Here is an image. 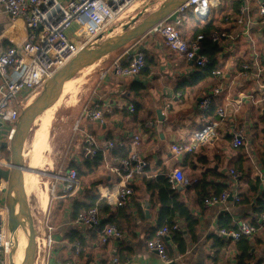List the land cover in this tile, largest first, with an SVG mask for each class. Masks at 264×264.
<instances>
[{
	"label": "crops",
	"instance_id": "1",
	"mask_svg": "<svg viewBox=\"0 0 264 264\" xmlns=\"http://www.w3.org/2000/svg\"><path fill=\"white\" fill-rule=\"evenodd\" d=\"M238 1L240 6L236 10ZM243 5L248 7V12L244 16V24L239 25V13ZM188 13L181 16V24L178 26L185 40H193L196 30L202 28L208 19L214 21L220 32L229 35V39L219 45L221 52L216 69L222 71L225 78L211 75L198 84L191 85L192 76L199 68L182 55L169 50L157 33L151 34L150 38L145 37V43H141L142 40L131 43L123 50L120 49L119 55L114 54L110 66L119 60L126 64L125 52L129 48L143 47L150 60L149 73H142L135 78L114 74L100 78L98 91L92 98L90 107L85 109L100 107L105 114L103 121H92L84 111L79 115L74 128L75 140L70 146L67 158L69 163L81 165L85 174L81 179L79 194L71 199H63L67 201L65 212L52 218L54 225L50 223V206L48 218L54 227L53 237L56 243L53 251L51 250L49 264H64L67 261L74 264H105L114 256H118L122 243L133 251L128 264H166L148 249L147 242L154 238L156 230L170 224V219L182 225L181 234L186 244L185 253L179 254L178 246L171 240L172 235L166 238V251L168 247L172 249L168 251L174 253L170 262L238 264L236 242H227L216 259L213 239L210 237L219 235L218 220L221 215H229L236 224L241 221L251 223L255 220L256 197L251 198L249 205H231L229 210L221 212L217 207L204 206L202 196L213 194L217 184L230 187L233 182L229 174L231 169L244 174L238 183L239 194L249 192L251 180L257 178L261 180L258 194L264 190V97L260 90V85L264 84V26L259 15L258 0H224L221 6L212 9L205 21H200L192 14L195 21L200 22L197 25L187 19ZM28 34L24 21L12 20L0 6V52L21 44ZM244 65L249 68L243 70ZM215 88H220L221 93L212 98L213 109H209L207 120H218L216 111L224 109L226 120L220 125L218 139L213 145L204 146L195 153L176 155L172 146L190 143L193 134L206 123L199 103L204 96L212 94ZM178 95H182L184 104L178 102ZM131 105L135 107L134 112L129 109ZM159 111L163 114V120L159 119ZM240 127L245 129V141L242 147L236 149L231 144L232 132ZM89 134L95 137L100 148L99 153L103 156V161L97 168L85 163L89 158L86 154L85 138ZM136 136L141 137L137 152L149 163L148 176L137 177L133 181L134 200L128 204L132 220L127 215H118L112 219L114 223L108 224L116 226L123 237L102 244L98 232L100 228L80 227L71 219V209L76 199L84 201L85 190L91 189L94 184V188L98 190L114 182L115 177L109 168L117 161L114 149L108 148L107 142L113 139L120 141L124 144L120 149L125 148L130 153ZM3 142L0 145H3ZM33 145L40 148L36 139ZM1 148L2 146L0 151ZM29 162L33 164L30 160ZM37 162L42 163V155ZM177 169L181 170L186 178V184L177 187V200L182 202L199 222L198 227L194 229V238L180 214H173L174 199L165 183L167 181L170 185L169 176ZM201 179L206 180L208 186L201 188L200 184L196 187L197 181ZM150 183L153 185L150 186ZM159 187L167 194L166 202L172 203L170 209L163 213L165 218L161 227ZM2 194L0 193V197ZM115 211H102L101 224L109 221ZM259 222L262 224L261 220ZM119 224H122L124 229L121 230ZM73 228L81 230L84 239V244L78 242L82 247L79 254L75 252L76 244L72 245L65 239L66 233ZM248 240L253 246L250 264H260L264 259V227Z\"/></svg>",
	"mask_w": 264,
	"mask_h": 264
},
{
	"label": "built area",
	"instance_id": "2",
	"mask_svg": "<svg viewBox=\"0 0 264 264\" xmlns=\"http://www.w3.org/2000/svg\"><path fill=\"white\" fill-rule=\"evenodd\" d=\"M141 0H0V6L14 21L23 20L29 32L27 38L6 51L0 52V129L4 128V142L10 143L15 132L16 125L22 113L29 104L40 95L47 84L69 64L80 52L93 48L95 42L104 38L106 32L122 18L126 17L133 6ZM224 0H188L178 8L179 16L176 22H164L159 24V34L169 50L182 55L188 62L198 68H205L209 60L202 54L201 41L203 36H197L191 41L184 39L178 26L181 24V16L192 11L200 21L209 18L212 9L222 5ZM259 15L264 26V0H258ZM248 7L243 5L240 9L238 24H244V16ZM77 29L72 32V27ZM212 40L221 45L229 35L215 32ZM136 46V45H135ZM127 63L120 60L102 70L100 78L114 74L124 78H135L141 74L145 66V52L143 48H129L125 54ZM248 65L243 66L247 70ZM244 73V72H243ZM213 76L225 78L220 70L212 72ZM261 94L264 97V84L260 85ZM221 93L220 88H215L212 94L204 96L199 103V109L205 117L206 123L196 131L190 143L175 144L172 151L176 155H186L197 152L200 148L213 145L218 139L220 125L226 120L224 109H218V120H207V113L212 104V98ZM178 102L184 104L182 95H178ZM131 112L135 111L133 105L129 106ZM84 113L92 121H103L104 112L100 107L85 109ZM245 129L240 127L232 132L233 148L244 145ZM141 137L136 136L132 143V150L128 156L116 157L117 163L109 168L110 173L117 179L111 186L98 189L101 199L105 200L111 210L122 208L130 203L134 190L130 187L137 177L148 176L149 163L138 152L137 147ZM86 154L96 157L100 148L91 134L86 135ZM110 149L122 148L124 144L117 140H109L106 145ZM0 167L11 169V161L0 159ZM232 177V185L219 195H211L204 199V206L217 207L221 212L229 210V206L237 205L241 200L238 183L244 174L236 169L229 172ZM58 185L53 187L51 202L54 200L75 197L81 190V180L75 169L60 172L57 177ZM173 189L186 184V178L181 170H175L169 176ZM8 183L0 179V193L4 192L3 186ZM58 187V191L57 188ZM1 201V197H0ZM102 211L99 207H92L83 211L76 221L80 227L87 229L97 228L101 224ZM264 222V215L261 219ZM237 230H221L219 234L225 239L234 242L243 236L253 238L260 231V227L250 222L241 221L237 224ZM47 242L50 248L56 243L53 237L54 227L45 223ZM9 211L6 204L0 203V264H10V255L15 247V239L11 234ZM173 232H182L180 223L166 224L156 230L153 239L149 240L147 247L156 253L166 264L170 263L167 257L165 240ZM122 232L114 225H108L100 232V242L107 244L111 239H121ZM45 245V240H44ZM82 247L78 243L75 252L81 253ZM50 256V254H49ZM49 264V263H47ZM64 264H74L67 261ZM105 264H120L118 256H114ZM260 264H264L262 261Z\"/></svg>",
	"mask_w": 264,
	"mask_h": 264
},
{
	"label": "rangeland",
	"instance_id": "3",
	"mask_svg": "<svg viewBox=\"0 0 264 264\" xmlns=\"http://www.w3.org/2000/svg\"><path fill=\"white\" fill-rule=\"evenodd\" d=\"M166 3L167 0H141L131 8L126 17L119 20L106 32L104 38L100 39L98 42H95L93 48H100L106 44L116 42L127 32L135 29L140 24H142L153 13L158 12L163 6H165ZM192 14V11H189L186 16L187 19H189L195 25L200 24V22L195 21V19L192 17ZM76 29L77 25H74L71 31L74 32ZM150 35V31H147L146 34L142 35L131 43H138L141 40V43H145V37L150 38ZM131 43H129L127 46H129ZM123 48L121 50H123ZM121 50L116 51L90 65L79 67L78 70L75 71L67 79V81H73L70 87L63 92L64 94L61 95L59 100L52 107L47 109L46 112L44 111V114H40L35 119L27 132L25 143H23L21 146L20 155L23 159L24 166H32L29 160L24 157V155L31 151L35 139L37 143L40 144V148L42 149L40 155H43L42 163H39V166L42 171L48 173L49 175H39V187L50 197L48 209H50L51 206V191L53 190L52 187L58 185L56 176L60 172H64L69 164V159L67 158V156L70 150V146L75 140L76 134L74 128H76L75 125L78 117L85 110V107H90L92 98L96 95L99 88L102 70L110 66L112 60L115 57L114 54L119 55V52H121ZM42 93L43 91L31 102V104H33L42 95ZM31 104H29V106ZM5 133L6 130L4 128H1L0 143L3 142ZM8 144V148L0 145V147H3L0 151V158H9L8 161H12L13 154L11 150V143ZM3 188L4 192L1 195L2 198L0 203L5 205L9 200L12 203L13 199L11 195L13 186L11 184H8L7 186H3ZM56 188L58 191V187ZM30 194L31 195H29L28 197V202L32 213L37 243L35 247L34 264H47L49 263V259L51 256V250L53 251L54 247L53 244L52 248H50L46 240L48 233L45 232V223L48 218L49 210H47L45 213L41 212L38 206V193ZM16 215L17 216L15 218L17 219L16 222L18 224L17 230L19 234V246L16 250V253L14 254V262L15 264H24L27 252L26 250L29 244L30 227L28 220L26 218H22V214L18 209L16 211ZM49 217L50 223L54 225L55 223L52 220L51 213ZM24 219L27 221V224ZM11 234L15 239L16 237L12 230ZM44 240L45 245L43 243ZM16 257H18L19 259H16Z\"/></svg>",
	"mask_w": 264,
	"mask_h": 264
},
{
	"label": "trees",
	"instance_id": "4",
	"mask_svg": "<svg viewBox=\"0 0 264 264\" xmlns=\"http://www.w3.org/2000/svg\"><path fill=\"white\" fill-rule=\"evenodd\" d=\"M239 6H240V1L237 2L235 9L237 10ZM201 27L202 28H199L196 30L195 38L197 36H201V35L203 36V40L201 41L202 54L208 58L209 63L205 68H199L198 72L193 74L192 79L190 81L191 85H196L199 82L209 78L212 75V72L217 69L218 55L221 52L219 45L216 44L211 38L212 34L215 32L222 33L215 26L214 21L212 19H208L205 22V25H203ZM144 52H145V50H144ZM148 64H150V60L148 59V56L145 52V66L142 69L141 74L142 73L143 74L149 73ZM210 109H213V108L211 107ZM128 154H129V151L125 150V148L124 149L114 148V156L115 157L128 156ZM6 159L8 160L9 158H6ZM102 161H103V156L101 153H99L98 155H96V157H93V158L89 157L85 163H86V165H89L90 167L97 168V167H99V165L101 164ZM72 169H75L77 171L78 178L81 180L82 176L85 174L83 172L82 166L77 165L74 162H70L68 164V166L66 167L65 172L72 170ZM218 176H220V174H218ZM116 181H118V180L115 179L114 182L109 184V186L113 185V183H115ZM165 183H166L167 187L169 188V193L171 194L172 198L174 199V201H173V205H174L173 214H175L176 212L180 214L181 218L184 219L189 230L191 231L192 237L194 238L195 237L194 229H196V227H198V224H199L198 220L195 219V217L191 214L190 210L188 208H186L182 202L177 200V198H178L177 188L173 189L172 185L171 184L169 185L167 181ZM250 183H251V184H249L250 191L247 193H240L239 194L241 201L237 205H249L251 202V198L256 197L254 212H255L257 217L255 220H253L251 222V224H255L261 228V227H264V222H262V224H261V222H259L262 219V216L264 215V190L260 194H258L260 189H261V180L259 178L252 179ZM150 184H149L150 186L153 185L152 183H150ZM200 184H201V188H202V186H208L207 181L206 180L204 181V179L198 180L196 187L200 186ZM210 185H212V184L210 183ZM215 186H216V188L214 189V193H213L215 195H219V194L223 193L225 190L229 189V187L227 185H224V184H217ZM94 187H96V184H94V186L91 189L85 190L84 201H80V200L76 199V201L73 203V206L71 209V219L73 221H77L78 216L83 211L90 209L92 207H96V206L99 207L101 209V211H103L105 213L110 212L111 209L108 207L105 200L101 199L98 190H96V188H94ZM130 187L133 190L135 188L133 186V184H131ZM159 191H160V195H161V211H160V216H161L160 220L161 221L159 222V226L161 227L163 225V220L165 218L163 213H164V211L166 212L170 209L172 203L166 202V200H168V197H167V194L162 190V188H160ZM213 194H211V195H213ZM164 195H165V197H164ZM211 195H209V196H211ZM202 197H203V199H205L206 196H202ZM71 198L72 197H68L67 199H71ZM133 198H134V194L132 195L130 202L132 200H134ZM66 202L63 199L54 200L51 202V212H52L51 216L53 219H54L55 215H58L59 213L63 214L65 212ZM128 204L122 208L116 209V211H115L116 213L112 214V216L110 217V220L102 223L98 227V228H100V230L98 232H101L102 229L104 227H106L108 224L114 223V220H112V219L118 215H127L128 218H130L132 220L131 213H129ZM118 221H120V218ZM169 223L174 224V220L170 219ZM119 225H120L119 228L121 230L124 229L122 224H119ZM223 229H225V230H237L238 226L236 223H234L232 221V219L229 215H221L219 217V220H218V230L221 231ZM80 231L81 230H79L78 228L71 229L69 232L66 233L65 239L72 245H75L78 242H81L82 244H84V239H83ZM181 233L182 232H173L171 234L172 235L171 240L174 244H176L178 246L177 252L179 254H184L186 251V244H185V240L182 237L183 235ZM210 238L213 239V248L216 251V253H215L216 259L219 258V254L223 250V247L226 245L227 242H234L231 239H228V240L225 239L220 234L219 235H213ZM236 248L238 251V264H250V262H251L250 252L252 251L253 246H252L251 242L248 240V238L243 236L239 241L236 242ZM168 249H170L171 251H172V249L167 247V257L169 260H171L174 257V253L173 254L170 253L168 251ZM132 256H133V251L129 247H127V245L125 243H122L121 247L119 249V252H118L120 264H128V261L132 259Z\"/></svg>",
	"mask_w": 264,
	"mask_h": 264
},
{
	"label": "water",
	"instance_id": "5",
	"mask_svg": "<svg viewBox=\"0 0 264 264\" xmlns=\"http://www.w3.org/2000/svg\"><path fill=\"white\" fill-rule=\"evenodd\" d=\"M186 1L188 0H167L165 6H163L158 12L153 13L142 24L127 32L116 42L106 44L100 48L85 49L80 52L69 64L56 74V76L47 84L42 95L22 113L19 122L16 125V132L10 142L13 154L11 161L12 167L11 169L0 167V179L17 188L19 195V205L17 209L22 214V218H26L29 222L30 236L24 264H34L35 247L37 245L32 213L23 180V169L25 166L20 155L23 140L26 137L30 126L35 119L48 108L54 96L59 92L61 86L67 82V79L77 71L79 67L90 65L107 57L146 34L147 31H150L152 35H155L159 30L160 23L177 21L179 16L178 8ZM158 116L160 120H163V114L161 111L158 112ZM3 145L5 148H8L9 146L7 142ZM7 206L12 232L15 235L18 228L16 222L17 219L15 218L17 215L15 212H12L13 206L10 200L7 201ZM15 251L16 250L12 251L10 255V264H14L12 257ZM169 264H174V262H170Z\"/></svg>",
	"mask_w": 264,
	"mask_h": 264
},
{
	"label": "bare ground",
	"instance_id": "6",
	"mask_svg": "<svg viewBox=\"0 0 264 264\" xmlns=\"http://www.w3.org/2000/svg\"><path fill=\"white\" fill-rule=\"evenodd\" d=\"M72 82L71 81H67L65 84H63V86H61L59 92L54 96V98L51 101V104L48 106L47 109H49L50 107H52L59 100V98L61 97V95L64 94L63 92L70 87V85L72 84ZM47 109L45 110V112L47 111ZM23 143H25V138L23 140ZM41 150L42 149L39 148L38 145L37 146L36 145H32L31 151L28 152V153H26V154L24 153L25 154L24 157L26 159L30 160L33 164H31L32 166H28V167L25 166L24 167V169H23V180H24V185H25V190H26L27 196L29 197V195H31L30 193H34V194H37L38 193V206H39V209H40L41 212L45 213L47 210H49L48 208H49V203H50V197H49V195L45 191H43L42 189H40V187H39V177L40 176L39 175H42L43 176V175H49V174L46 173V172H44V171H42L40 169L39 163L37 162L38 159H39V157H40ZM11 196H12V199H13L12 200V206H13L12 212H15L16 213L17 208H18V205H19V195H18V190H17V188L15 186L13 187L12 195ZM24 221L27 224V221L25 219H24ZM15 237H16L15 238L16 239V243H15L14 250H17V248L19 246V234H18V230H16ZM41 251H42V249H41ZM15 253H16V251H15ZM17 258L18 257H16V259ZM12 259H13V262H14V255H13ZM42 261H43V259H42Z\"/></svg>",
	"mask_w": 264,
	"mask_h": 264
}]
</instances>
